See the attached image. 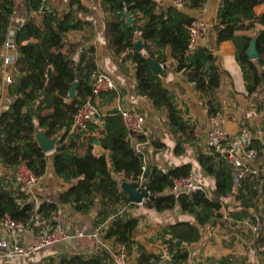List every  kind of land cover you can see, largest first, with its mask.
Returning <instances> with one entry per match:
<instances>
[{"label": "trees", "instance_id": "trees-1", "mask_svg": "<svg viewBox=\"0 0 264 264\" xmlns=\"http://www.w3.org/2000/svg\"><path fill=\"white\" fill-rule=\"evenodd\" d=\"M27 1L29 11L39 10L43 15L40 24L28 16L12 31L16 56L11 65V80L7 84L10 102L6 109H0V163L14 170L24 160L35 175L43 176L50 161L53 174L68 187L57 197L41 196L42 202L35 210L33 201L23 188L20 185L13 188L2 176L0 219L8 215L16 222L29 224L37 215L41 221L53 224L61 206L69 205L75 213L87 214L98 200L100 209L95 225L109 220L103 239L124 247L127 254L136 253L138 264L156 262L159 255L147 253L133 239L140 218L132 215L131 209L136 205L122 189V183L137 185L144 161L142 155L125 141V129L117 111L101 119L103 124L102 129L97 130L101 136L98 139L70 134L73 114L91 94L90 77L96 71V57L93 49L85 48L83 53L81 43L66 44L65 39L68 32L79 31L87 23L77 15L85 16L91 11L82 5L81 0H72L67 12L61 15L42 6V0ZM159 1L100 0V10L104 14L103 39L115 60L133 64L136 93L150 100L156 111L163 112L171 127L190 138L192 132L182 123L174 97L163 87L160 78L152 73L148 59L165 66L167 57L164 51L167 49L169 58L176 64V71L183 73L186 81L206 100L209 116L220 110L215 94L220 87L222 73L206 48L196 47L192 52L188 51L186 25L191 16L160 5ZM184 2L188 10H200L206 0ZM263 3L264 0H221L214 26L218 44L224 41L234 44L236 60L244 69V78L254 84L248 87L249 92L259 84L264 91V13L256 16L253 11ZM14 12V0H0V81L3 46L8 39ZM126 13L132 19L135 31L127 24ZM240 32H250L251 35ZM252 38L256 39L259 54L253 61L245 54ZM138 41L142 44L141 51L136 50ZM74 82L77 84L76 92L70 99L68 94ZM90 126L95 128L94 124ZM36 129L44 131L47 138L58 137L51 156L43 153L37 144L34 137ZM94 141L103 151L99 155L93 153ZM248 142V147L257 153L261 150L257 142ZM197 160L205 175L213 179L210 198L202 193L178 198L172 195V180L190 175L191 164L166 171L149 167L144 173L145 189L149 193L144 208L162 213L177 206L178 212L191 216L196 223L180 220L162 227L158 239L172 253V264L186 260L188 252L184 246L200 239L198 227L215 220L224 198L232 196L244 208L240 213L243 220L251 216L249 210H255L257 199L263 195L259 191V182L264 185L262 173L257 179L247 175L235 185L236 167L231 162L215 154L198 156ZM262 185L260 189L264 190ZM260 238L264 240V233ZM177 241L181 243L179 247ZM105 259L111 260L107 254L89 259L66 254L57 260L44 257L42 263L105 264ZM233 263L229 257L219 262Z\"/></svg>", "mask_w": 264, "mask_h": 264}, {"label": "crops", "instance_id": "crops-1", "mask_svg": "<svg viewBox=\"0 0 264 264\" xmlns=\"http://www.w3.org/2000/svg\"><path fill=\"white\" fill-rule=\"evenodd\" d=\"M81 3L91 13L85 16L78 14L77 16L87 23L79 31L68 32L65 42L66 44L81 43L83 53L85 48L93 49L96 57V70L110 75L117 88L116 91L101 95L97 103L98 118L93 126L95 128L89 126L86 135L81 136L98 139L101 136L97 130H101L103 124L101 119L118 107L134 110L145 118L144 135L139 138V151L147 168L155 167L158 170L166 171L180 165L191 164V174L204 184L212 197L213 179L205 175L197 160L198 156L212 154L206 143L209 115L204 97L186 81L183 73L176 71V64L169 58L166 49L164 51L167 57L165 66L155 76L160 78L163 87L174 97L182 123L189 128L188 131L192 132V137L188 138L183 132H177L174 127L169 125L163 112L156 111L150 100L136 93L133 64L131 62L120 63L108 52L103 39L104 14L100 10V0H81ZM159 3L169 6V0H160ZM220 3L221 0H206L202 9L190 11L188 14L208 25L199 47L206 48L211 52L215 58V64L222 73L220 87L215 94L216 101L220 106L218 114L223 118L224 125L231 134H236L260 145L261 150L258 151L257 164L263 166L264 91L261 84L256 86L252 92L248 91V87H253L254 84L244 78V69L236 60L234 44L231 41L219 44L216 42L217 34L214 26L217 23V10ZM14 4L15 12L10 27L11 32L18 26V23L23 22L28 16L36 24L41 23L43 13L39 10L29 11L27 0H14ZM49 7L50 10H55L60 15L68 10L60 12L53 5H47V8ZM253 11L256 16L263 14L264 3L256 6ZM239 34L251 35L250 32H240ZM7 51L13 52V55L16 56L14 50ZM3 52L4 56L7 55L4 49ZM6 72L11 75L12 68ZM2 82H5L4 77ZM9 102V97L4 100L0 97V109H6ZM96 142L94 141L93 153L99 155L103 151ZM177 144L179 145L178 149L176 148ZM81 146L79 144V147ZM2 176L6 177L13 188L16 187L17 182L13 169H7L0 163V177ZM118 180L120 182L121 179ZM262 186L264 187V185ZM67 187L68 184L53 174L50 161H48L43 181L35 192L39 197H57ZM260 192H263L264 198L263 188L260 189ZM222 203H225L224 210L218 211V216L211 223L198 227L201 234L200 239L194 244L184 246L188 256L185 261L176 264H219L227 257L234 261L233 264H264V240L260 238L263 234L253 240L252 235L241 225L242 215L240 213L244 212V208L239 206L234 197L224 198ZM135 205L136 208H132L131 213L140 219L134 233V241L143 246L147 253L159 255V260L150 264H172L174 262L171 260L172 253L168 252L167 245L158 239V235L162 227L168 223L188 220L195 225L194 219L175 209L157 213L144 208L143 205ZM99 209L98 200H95L94 206L87 214L75 213L69 205L61 206L55 221L61 223L63 230L71 236L69 242L39 252L40 255L35 254L29 258L20 259L23 260L22 262L19 260L14 263L12 260H2L0 264H25L26 261L29 264H41L44 257H47V260L50 257L57 260L66 254L81 255L85 259L107 254L110 258L111 251H116L120 245H113L111 241L103 239V233L109 220L103 224L95 225ZM26 228L23 235L29 237L28 230H31V226ZM97 231L99 233L94 238L93 235H96ZM80 232L83 237H77ZM0 236H4L1 229ZM100 242H103L104 245ZM136 260V253L128 254V264H138ZM105 261V264H111V260L105 259Z\"/></svg>", "mask_w": 264, "mask_h": 264}, {"label": "built area", "instance_id": "built-area-1", "mask_svg": "<svg viewBox=\"0 0 264 264\" xmlns=\"http://www.w3.org/2000/svg\"><path fill=\"white\" fill-rule=\"evenodd\" d=\"M71 1L72 0H42V6L47 7V5H53L58 11L63 12L68 9ZM168 7H173L177 11L187 13L194 11L188 10L184 0H169ZM191 18V21L186 25L189 52L199 47L200 41L208 29V25L205 22L193 15H191ZM7 36L8 39L3 47L7 50H13L14 46L11 40L12 32L9 31ZM14 60L15 55H5L3 57V67L12 65ZM161 67L163 68V65H161ZM10 80V74L4 77V81L7 84L10 83ZM90 89L91 94L73 114L70 134H86L89 126L95 124L97 121V103L101 95L116 91L117 88L110 75L96 70L90 77ZM116 111L125 129V141L140 153L139 138L144 135L145 118L138 112L128 108L118 107ZM206 143L212 154L231 162L236 167V173L233 178L235 185L247 175H252L257 179L264 169L263 166L257 164L258 153L255 149L248 147V140L236 134H231L226 129L224 120L218 113L208 118ZM53 152L46 155L51 156ZM146 169L147 166L144 162L141 168L142 174L138 177L136 188L138 192H144L145 197L142 199V202L137 205L144 204L149 195L148 191L145 189L146 179L144 173ZM13 171L15 173L17 185H20L25 193L29 195V199L33 201L36 210L41 204L42 199L37 196L35 191L42 183L43 176L35 175L24 160H21ZM261 185L262 182L260 181L259 191ZM170 191L175 198L183 195L190 196L194 193H202L207 198H210L204 184L197 180L192 174L174 178ZM262 198L263 195L259 196L257 199V206L255 210H251V216L240 221L241 225L252 235L253 240L264 233V212L261 209L263 202ZM223 205L224 203L221 204L219 211L223 209ZM174 209L179 210L177 206ZM29 224L31 225V230H28L30 235L27 237L23 235V232L27 229L26 227L30 228ZM29 224L16 222L8 215L0 219V229L4 233V236H0V261H10L14 258L26 259L61 243L69 242L71 239V236L63 230L61 223L57 221H54L53 224H49L41 221L38 216L35 215L33 221ZM97 233H99V231L95 233L96 235H93L94 238H96ZM77 237H83V234L80 232L77 234ZM100 243L103 244V242ZM110 258L111 264H128V254L122 246H119L116 251H111Z\"/></svg>", "mask_w": 264, "mask_h": 264}, {"label": "water", "instance_id": "water-1", "mask_svg": "<svg viewBox=\"0 0 264 264\" xmlns=\"http://www.w3.org/2000/svg\"><path fill=\"white\" fill-rule=\"evenodd\" d=\"M126 20H127V24L129 26L132 27V31H135V27L132 26V19L130 18L129 14H125ZM142 49V44L140 43V41H138L136 43V50L137 51H141ZM247 59L249 60H256L259 57L258 51H257V47H256V39L252 38L249 44L248 49L245 52ZM150 68L152 73L158 74L161 70L162 67L160 64L156 63L154 60L152 59H148ZM48 72H50V69L48 70ZM76 82H74L70 88L69 91V98L72 99L75 96V92H76ZM35 140L37 142V144L39 145L40 149L42 150L43 153L48 154L51 153L55 150V146L58 142V137H53V138H47L46 134L44 131L36 129L35 130ZM97 144V142H96ZM122 189L127 193L129 199L134 203V204H139L142 202V199L145 197V193L144 192H138L137 188H136V184L133 183H122ZM177 246H180V241H177Z\"/></svg>", "mask_w": 264, "mask_h": 264}, {"label": "rangeland", "instance_id": "rangeland-1", "mask_svg": "<svg viewBox=\"0 0 264 264\" xmlns=\"http://www.w3.org/2000/svg\"><path fill=\"white\" fill-rule=\"evenodd\" d=\"M5 50V53L7 52V55H12L13 54V52H11V51H7L6 49H4ZM10 52V53H9ZM11 65H7V66H5V67H3V71H2V76H1V81H0V97H1V99L2 100H4V99H6V98H8V91H7V83L6 82H2V79H3V77H5L6 75H9V73H7L6 71H8V69H10L11 70ZM263 167H264V165H263ZM261 171H262V169H261ZM261 173H263V175H264V169H263V171L261 172ZM141 205H143V204H141ZM224 205H225V203H224ZM223 205V208L225 207ZM262 207H261V209H262V211L264 212V201L262 202V205H261ZM143 208V207H142ZM227 209V208H226ZM224 210V209H223ZM226 211V210H225ZM218 213V212H217ZM155 226V224L153 225V227ZM35 255V254H34ZM36 255H40V253H36ZM20 260V258H14V259H12V262H14V263H16V262H18ZM23 260H20L19 262H22ZM37 261V260H36ZM25 264H29V262L28 261H26L25 262ZM42 264H47L46 262H44V263H42Z\"/></svg>", "mask_w": 264, "mask_h": 264}]
</instances>
